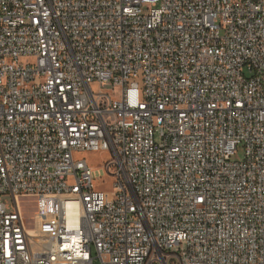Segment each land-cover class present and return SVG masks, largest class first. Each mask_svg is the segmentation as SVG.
<instances>
[{
    "label": "built area",
    "instance_id": "2783aa9c",
    "mask_svg": "<svg viewBox=\"0 0 264 264\" xmlns=\"http://www.w3.org/2000/svg\"><path fill=\"white\" fill-rule=\"evenodd\" d=\"M96 260L264 264V0H0V264Z\"/></svg>",
    "mask_w": 264,
    "mask_h": 264
},
{
    "label": "rangeland",
    "instance_id": "374dc122",
    "mask_svg": "<svg viewBox=\"0 0 264 264\" xmlns=\"http://www.w3.org/2000/svg\"><path fill=\"white\" fill-rule=\"evenodd\" d=\"M27 61L30 62V60H27ZM91 88L95 92H102L104 94L109 95L114 101L119 100L121 97V89L113 88L112 84L110 83H102V84L95 83L91 86ZM75 156H78V155H75ZM79 156H82L87 160L88 165L93 171L94 179L97 182L96 186L99 189L109 191L110 183H107L106 186H103L102 184H100L101 180H107V182H109L105 176V171L103 170V166L108 160L109 154L102 153V152H96V153L86 152V153H80ZM242 158H243V151L239 150L232 157V161H241ZM2 201L5 204L8 212L14 211L13 201L10 195L3 196ZM94 264H99V261L96 260Z\"/></svg>",
    "mask_w": 264,
    "mask_h": 264
},
{
    "label": "trees",
    "instance_id": "16d2710c",
    "mask_svg": "<svg viewBox=\"0 0 264 264\" xmlns=\"http://www.w3.org/2000/svg\"><path fill=\"white\" fill-rule=\"evenodd\" d=\"M22 208H23V213H24V215H25L27 218H29V217L32 216V213H33V211H34V209H35L34 202L31 203V204H28V203L23 202V204H22Z\"/></svg>",
    "mask_w": 264,
    "mask_h": 264
},
{
    "label": "bare ground",
    "instance_id": "6f19581e",
    "mask_svg": "<svg viewBox=\"0 0 264 264\" xmlns=\"http://www.w3.org/2000/svg\"><path fill=\"white\" fill-rule=\"evenodd\" d=\"M70 208H72V206H70Z\"/></svg>",
    "mask_w": 264,
    "mask_h": 264
}]
</instances>
